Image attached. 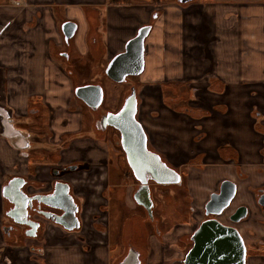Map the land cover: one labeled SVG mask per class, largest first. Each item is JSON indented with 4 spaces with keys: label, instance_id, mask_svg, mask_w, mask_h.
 <instances>
[{
    "label": "crops",
    "instance_id": "obj_1",
    "mask_svg": "<svg viewBox=\"0 0 264 264\" xmlns=\"http://www.w3.org/2000/svg\"><path fill=\"white\" fill-rule=\"evenodd\" d=\"M158 3L121 7L122 3L108 0H0V213L5 203L2 187L13 165L27 172L33 159L22 155L24 148L15 143L10 131L17 120L31 121L27 111L33 105L42 102L55 111V138L50 142L54 146L47 147L69 144L64 160L84 159L90 154L98 162L96 141L80 135L65 143L60 139V134L81 128L75 100H69L73 95L71 75L57 57L64 39L60 23L66 19L78 23L79 33L71 38V45L72 55L81 58L79 64L92 58L89 48L93 35L103 42L106 60L120 52L140 27L151 25L145 39L144 69L135 77L136 82L141 81V85L137 83L138 119L150 149L180 173V181L155 185V195L151 194L163 231L146 234L144 254L148 264H183L190 236L204 219L205 204L224 179L237 185L232 207L240 203L255 207V189L264 184V0L210 2L200 10V16L196 10L187 11V18L198 22L195 33L191 28L182 29L183 23L177 24V15L185 10L181 3L165 4L162 10ZM156 8L158 17H151ZM202 12L208 16L202 17ZM205 21L209 27L215 25L214 35L208 34L207 25L202 24ZM199 34L204 44L197 39ZM184 37L186 42H181ZM94 52L98 54L97 45ZM104 64L101 61L99 68ZM7 116L11 124L4 126ZM34 145L38 147L36 160H40L34 166L36 176L30 177L43 180L49 177V166L39 154L44 144ZM113 163L107 185L104 165L98 174L83 173L78 179V184L91 186L105 200L95 207L92 216L107 214L110 223L114 220L107 213L108 199L109 205H116L119 216L122 211L124 215L137 213L135 201L127 195L134 183L126 185L116 161ZM97 179L99 184H87ZM104 187L110 193L106 198L100 194ZM35 190L30 187L31 192ZM100 205L105 209L100 210ZM119 223L122 248L124 222ZM106 227L101 233L109 244L107 260L95 259L115 264L118 253L108 249L111 231ZM45 238L49 264L85 263L79 248L84 243L83 235L76 238L48 225ZM6 244L0 229V251ZM20 248L13 246L10 259L14 256L18 260L13 259L11 264L31 263L27 247L16 255Z\"/></svg>",
    "mask_w": 264,
    "mask_h": 264
},
{
    "label": "flooded vegetation",
    "instance_id": "obj_2",
    "mask_svg": "<svg viewBox=\"0 0 264 264\" xmlns=\"http://www.w3.org/2000/svg\"><path fill=\"white\" fill-rule=\"evenodd\" d=\"M191 1L193 0L179 2L190 3ZM159 12V9L156 8L153 10L151 17H158ZM95 45H97L98 54L94 52ZM62 46L57 50V57L64 62V66L67 67L68 73L71 75L73 84L72 97L77 106V113L80 115L81 128L78 132L68 133L66 135L60 134L61 143L71 141L73 138L78 137V135L96 141L99 144L96 147L99 151V156L96 159L98 162L94 161L95 157H92L89 154L90 152L88 153L89 157L84 159L64 160L63 155L65 149L69 148V144H62L64 145L63 148H61L62 145H58L56 148L47 147L50 145L54 146L50 142L55 138V133L52 129L55 111L49 105H45L42 102L37 103L27 111L31 119L30 122H24L23 120H17V123L15 122L14 129L10 130L15 135V143L24 148V151L21 152L22 155L33 159L29 163L27 172L20 171L18 165H13V171L3 185V187L10 185L12 187V193L11 188H7L8 196H4L2 187V197L5 203L0 213V229L7 239V244L5 245L6 248L0 253V263L11 264L12 260L10 256L14 253L13 246L24 243L30 251L29 262L33 264H49L46 258L47 245L46 242L42 241L45 238V231L48 225H53L66 235H74L76 238L81 236L80 231L83 225L82 210L85 207V194L90 193L92 187L84 184L77 185L71 176L77 173H92L93 171H98L99 173L104 165L106 174L104 185H107L110 181L111 171L114 165L113 162L116 161L118 170H120L122 176L125 178L126 185H128L129 181L134 183L128 194L127 191L125 194L135 201L137 213L122 217V222H124V229L121 234L123 246L116 255L117 258L114 262L118 264L128 254V251L132 249L138 256L140 264H148L147 257L144 254V246L147 244L146 234L148 236L152 233L157 235L159 230L163 231V225L161 224L162 218L157 214L155 202L151 200V194L153 196L155 195V185L161 183L150 179L148 187L141 184L128 162L127 152L121 142L120 131L109 124L105 117L109 112H117L122 107L132 86H135L137 95V82L135 80L130 81V78H135L136 75H128L124 81L118 82L123 83L125 88L123 90L119 88L123 92H119L118 102L109 104V87L106 82L104 83V79L106 77L110 80L112 79L106 74L105 68L115 54L104 60L103 57L106 52L104 44L98 37L93 35L92 44L89 48L92 58L86 62L88 63L94 60L95 65L96 62L99 65L101 61H105V64L102 69L97 65L98 68L96 69L95 75L83 78L78 74L77 69H75L81 58L72 55L71 39L67 42L63 39ZM123 50L124 48L121 51ZM83 85H100L102 89L101 94L96 92L98 95L90 98V102H86L75 93L76 87ZM138 107L139 101L136 118L140 122L138 119ZM16 116L20 118L19 115ZM38 142L44 144L41 146L42 152H39V154L45 158L44 163H47L49 166V177L43 180L31 179L30 177L36 176L34 166L40 160H36V158H39L36 155L38 147L34 145ZM147 146L150 149L148 144ZM88 151H90V148ZM161 159L165 161L162 157ZM165 162L167 163V161ZM30 187H35L36 190L31 192ZM105 187L100 194L106 198L110 193L106 191ZM96 189L99 190L100 187ZM217 191H219V188ZM22 193L33 198L24 200L26 211L25 214L21 215L20 213H23L21 207L24 205L23 199L20 196ZM164 194L166 195V193ZM236 194L230 204L218 215H206L204 209L203 220L209 217H216L222 223L235 227L245 244V264H264V184L255 189L254 208L246 203H240L232 207V202ZM82 199L84 200L82 201ZM109 204L110 200L108 199V206ZM241 206L246 207V214L240 219L235 220L232 216L237 217L240 215L239 211L237 213V209ZM105 207L100 205L99 209L103 210ZM100 218V216L94 214L92 216V224L96 231L102 232L106 226L109 228L110 220H108V225H104L98 221ZM17 219L20 221L24 220L25 222L21 223ZM190 242L191 246L192 241ZM87 246L86 243H83L82 247L84 251L87 250Z\"/></svg>",
    "mask_w": 264,
    "mask_h": 264
},
{
    "label": "water",
    "instance_id": "obj_3",
    "mask_svg": "<svg viewBox=\"0 0 264 264\" xmlns=\"http://www.w3.org/2000/svg\"><path fill=\"white\" fill-rule=\"evenodd\" d=\"M60 27L64 40L67 42L76 34L78 23L72 19H66ZM150 29L149 24L140 27L137 33L127 40L124 50L115 54L108 62L105 72L112 80L122 82L126 76L138 75L143 71L145 39ZM101 91L100 85H83L75 89V93L86 102H90V98L97 96L96 92L101 94ZM137 106L136 89L132 86L122 107L117 112H109L105 115L108 123L121 133V142L135 176L145 187H148L150 179L161 184L179 182L180 173L163 161L157 152L148 148L145 129L136 118ZM7 118L4 126L11 124L8 116ZM7 132L5 130V133ZM7 188H11V193L13 192L10 185L5 186L3 187L4 196H8ZM236 192L237 185L231 180H224L220 184L219 191L211 193L210 200L205 205V214H220L230 204ZM20 196L23 203L24 200L33 198L24 193ZM21 210L23 213L20 214H25V203ZM238 211L239 216H232L235 220L246 214V207L241 206L237 209V213ZM190 239L192 245L183 258V264H245L246 248L240 233L235 227L222 223L216 217L203 220L191 234ZM118 264H140V260L131 249Z\"/></svg>",
    "mask_w": 264,
    "mask_h": 264
},
{
    "label": "rangeland",
    "instance_id": "obj_4",
    "mask_svg": "<svg viewBox=\"0 0 264 264\" xmlns=\"http://www.w3.org/2000/svg\"><path fill=\"white\" fill-rule=\"evenodd\" d=\"M116 1H118L120 3L122 2V4H119L122 7L124 5L125 6L130 5V3H139V2L156 3L155 1H157V0H108V2H110V3L111 2H116ZM158 1H159L158 5L160 6V10H162V7H164L165 4L168 5V4H171L173 2L180 3L178 0H158ZM218 1H222V2L223 1L235 2V1H250V0H193L190 3H181L180 5L182 7H185V10H184L183 14L177 15V24L183 23L184 24V28H182V29L187 30V29H190L191 28L193 30V32L195 33L196 32V25H197L198 22L195 21V20H189L187 18V15L185 14V12L188 13L187 11L193 12L192 10H196V13L199 14L200 13V10H203L206 7V4L207 3H210V2H218ZM126 4H128V5H126ZM207 14H208V12H207ZM207 14L204 12L202 17H205V16H208L209 15V14L208 15ZM199 16H200V14H199ZM209 17H211V16L209 15ZM192 18H194V17H192ZM58 20H59V18H58ZM208 23H209V21H208ZM202 24L207 25L206 26V30L208 31V34L210 32V35H214V32H212V29H215V25L214 24H211L210 27L208 26V24H207L206 21L203 22ZM58 27H59V24H58ZM198 30H199V28H198ZM57 32L58 31H57V28H56V31H55V35L56 36H57ZM77 33H79V29L77 30L76 34ZM184 39L183 38H180V41L181 42H183V41L186 42L187 37H184ZM197 39L202 44H204V42H206L202 36H198ZM97 65L98 64L96 63V65H95L94 60H92V61H90L88 63L85 62L84 64L83 63L77 64L76 65L77 67L75 69H77V71L81 74V77H83V78H86L87 77L88 78L89 76H92V75H95L96 74V69L98 68ZM102 68H103V66L101 67V69ZM61 73L64 76H66V74L63 72V70H62ZM106 78L104 79V83L106 82L107 86L109 87L108 88V92H109V95H108V103L109 104H115V103L118 102V97H119L118 94H119V92L120 93L123 92V91H120V89L123 90L125 88V85L123 83L114 82V81L110 80L109 78H107V79ZM134 80H136V78H130V81H134ZM140 82H141L140 80L137 81L138 84ZM140 85H141V83H140ZM69 98H70L69 100L73 101L72 100V96L69 97ZM97 174H98V171H97ZM82 177H83V175H81L80 173H77V174L71 176V178L73 180H77V182H76L77 185L79 183L78 179H80ZM85 177H87V178L89 177V179L92 178V176H90V175H86ZM88 183H91V185H95V184H99L100 181L97 179L96 182L89 181V182H87V184ZM83 200L84 199H82V201ZM84 202H85V208H84V211H85V213H84L85 214V217L84 218L85 219H84L83 231L82 230L80 231V233H81L80 235L81 236L82 235L84 236V240H83V238H81V239L83 240L84 243H86L88 245L87 246L88 248H87L86 251L83 250V247L82 246H80L79 248H80V250L83 251L82 252V255H83V257H85V263L84 264H102L101 262H99L96 259L101 258L102 262L103 261L106 262V260H107V255H106L107 248L106 247H108L109 244H108V241L106 240V236H104L101 232L96 231L94 229L93 224H92L93 221L91 219V216H92V213L95 211V207H97V205L101 204L102 202L105 203V200L102 199L101 196H99V192L96 191V190H94V188H93V190L91 189L90 193H86L85 194V200H84ZM107 213L109 215L112 214L113 215L112 219L114 220V221L111 220V223L109 224V228H108V230L111 231V238L110 239H111V243H112L111 246H110V248H108V249H110L112 251L111 253H118L120 251V248H121L120 247V245H121V242H120V226H121V223H119V222H121L123 220L122 217L124 216V213L125 212L122 211L121 216H119V212H118V210L116 208V205L115 206L114 205L113 206L109 205V206H107ZM98 216H101L102 217V220L101 221L103 223H106L108 225V217H107V214H104V213H101L100 212V213H98ZM119 219H121V220H119ZM51 235H52V237H55L54 234H51ZM99 240L100 241H104V243H101L100 244L98 242ZM42 241H44V242L47 243V239L46 238L42 239ZM190 244H191V242L188 245L189 247H190ZM15 246L18 247V248L21 247L20 250L18 249L19 251L16 254L17 256H19L18 253L20 254V253L23 252V250H22L23 247H27V245H24V243H19V244H16ZM3 249L0 252H2ZM26 251L29 252L28 250H26ZM95 251H100V253L98 254ZM26 257L27 256H24L23 258L25 259ZM13 259L14 260H18L16 258H14V256L12 257V260ZM55 261L58 262L56 259H55ZM165 263H167V262H164V264ZM2 264H6V263H2ZM29 264H33V263H29ZM105 264H108V262L105 263Z\"/></svg>",
    "mask_w": 264,
    "mask_h": 264
},
{
    "label": "trees",
    "instance_id": "obj_5",
    "mask_svg": "<svg viewBox=\"0 0 264 264\" xmlns=\"http://www.w3.org/2000/svg\"><path fill=\"white\" fill-rule=\"evenodd\" d=\"M122 3V2H121ZM199 36H200V34H199Z\"/></svg>",
    "mask_w": 264,
    "mask_h": 264
}]
</instances>
